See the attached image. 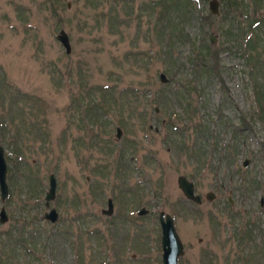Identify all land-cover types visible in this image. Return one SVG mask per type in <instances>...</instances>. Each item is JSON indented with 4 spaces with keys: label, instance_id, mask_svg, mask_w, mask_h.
Masks as SVG:
<instances>
[{
    "label": "rangeland",
    "instance_id": "rangeland-1",
    "mask_svg": "<svg viewBox=\"0 0 264 264\" xmlns=\"http://www.w3.org/2000/svg\"><path fill=\"white\" fill-rule=\"evenodd\" d=\"M145 1L0 0V145L8 187L0 201L7 216L0 264H161L159 211L172 216L183 245L177 264H264L260 237L238 242L246 222L264 228V123L248 120L255 105L246 67L225 49V1L211 14L208 0H197L196 19L194 13L185 29L194 46L202 39L216 53L225 90L213 77L192 74L188 41L168 61L157 54V41L146 38L147 15L132 18ZM242 1L246 23L264 22V0ZM207 13L208 21L198 20ZM60 29L69 53L55 38ZM184 97L193 101L189 123L207 126L205 133L196 135L191 125L183 132ZM224 119L233 130L214 128ZM197 146L201 161L190 155ZM50 173L53 223L42 219ZM178 175L193 182L199 203L184 198ZM107 198L110 215L101 213ZM140 208L146 212L138 215ZM8 231L35 247L5 249Z\"/></svg>",
    "mask_w": 264,
    "mask_h": 264
},
{
    "label": "trees",
    "instance_id": "trees-1",
    "mask_svg": "<svg viewBox=\"0 0 264 264\" xmlns=\"http://www.w3.org/2000/svg\"><path fill=\"white\" fill-rule=\"evenodd\" d=\"M196 1L197 0H146L139 4L138 8L136 7V13H133L132 18H139V12H144L147 15L146 19L148 24L145 22L147 25L146 38L151 42L150 36H153L157 41L156 44L159 45V49L161 50L157 54L166 58L165 61L171 59L174 47L180 43L188 41L191 45V56L189 54L188 58L192 68V74L199 76L198 79H204L206 81L210 79V77H213L214 79H217L221 88L224 89L223 81L219 76V71L215 68L216 53L210 55V47L206 46L202 42V39L199 41L200 43L194 46L195 39L189 37L185 32L186 25L189 24L191 17H194V13L196 19ZM222 1H225V20H227V27L229 28V34H227L229 40L225 49L238 53L240 58L243 59L244 67H246L247 83L250 86L252 99L255 105L247 116L248 120L251 122H253L252 120H255L264 123V39H262L264 35V22L260 19H251L249 23H246L248 21V12L243 9L245 4H243L242 0ZM210 16L211 14L207 13V15L199 16L198 20L208 21ZM242 21L247 24L245 25L246 27H243V23H241ZM196 39H198V37H196ZM259 47L262 48L258 49ZM147 57L149 60L152 56L148 55ZM192 88L195 89V87ZM190 91L191 89H186L185 95H188ZM185 98L186 97H184L182 101L185 104V107L183 108L184 112L187 114L188 106H192L193 101L185 100ZM189 101L192 103H189ZM187 115H189V118H187V120L186 118L183 119L185 121L183 124V132L188 130V127L191 125L192 128L190 127V129L196 135L205 133L204 131L207 129V126H204L200 122L195 123L193 121V123H189L188 119L190 120V114ZM103 117L105 118L106 116ZM174 117L178 120L181 119L176 115H174ZM244 117L245 116L240 117V124L248 127V121H246ZM219 118H222V116L218 115L217 119ZM170 119L173 118L171 117ZM214 123L216 124L214 126L215 129L217 126L225 128L226 130L234 129L232 122L228 119ZM214 132L209 131L208 136H214ZM196 143L197 142L194 141L193 145ZM227 148H229V146H227ZM190 155L195 156V158L201 161L203 153L199 151L197 146L196 149L193 148L190 151ZM239 169L240 168H238V170ZM241 178L242 180H247V176H244L243 174ZM238 231H240V229ZM68 232L70 231L68 230ZM241 233L242 236L239 237V243L253 241L255 236L256 238L260 237L261 245L264 247V228L259 229L258 225L254 226V224H248V222H246ZM6 241L7 242L4 243V248L11 251L15 250V247L18 244H22L23 246L32 244L33 248L36 244L30 240L24 239L20 232L8 231L6 234ZM70 244L72 245V243Z\"/></svg>",
    "mask_w": 264,
    "mask_h": 264
},
{
    "label": "water",
    "instance_id": "water-1",
    "mask_svg": "<svg viewBox=\"0 0 264 264\" xmlns=\"http://www.w3.org/2000/svg\"><path fill=\"white\" fill-rule=\"evenodd\" d=\"M208 11L211 14H217L218 2L217 0H208L207 2ZM56 40L61 44L66 53L70 51V44L68 40L67 33L60 29L55 35ZM210 42L214 41L213 36H209ZM159 79L161 82L165 81L164 74H159ZM120 135V129L115 128V137L118 138ZM247 159H244L242 166H246ZM6 162L3 156V148L0 145V201L3 200L8 195V187L6 184ZM176 185L185 199L192 201L194 203H199L200 198L194 193V185L191 180H188L184 175H178L176 177ZM47 189L43 196V206L46 211L42 215V219H45L51 223L55 222L58 218V214L54 207H50L49 203L54 199L56 181L53 174H49L47 177ZM206 200H211L213 198L212 192H206L204 195ZM146 210L140 208L136 213L138 215L144 214ZM104 215H110L112 213V200L110 198L106 199V208L101 210ZM7 219L5 214L4 206H0V223ZM157 222L160 228V258L161 264H177V258L182 255L183 245L181 240L175 230L173 218L170 214L159 211L157 214Z\"/></svg>",
    "mask_w": 264,
    "mask_h": 264
}]
</instances>
